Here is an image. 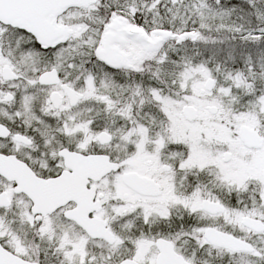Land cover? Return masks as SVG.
<instances>
[{
	"label": "snow or ice",
	"instance_id": "6c2138e0",
	"mask_svg": "<svg viewBox=\"0 0 264 264\" xmlns=\"http://www.w3.org/2000/svg\"><path fill=\"white\" fill-rule=\"evenodd\" d=\"M0 264H264V0H0Z\"/></svg>",
	"mask_w": 264,
	"mask_h": 264
}]
</instances>
